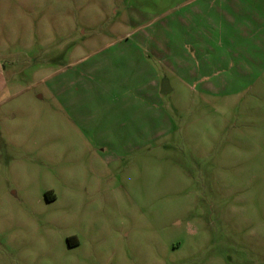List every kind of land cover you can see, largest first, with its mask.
<instances>
[{
    "label": "rangeland",
    "instance_id": "374dc122",
    "mask_svg": "<svg viewBox=\"0 0 264 264\" xmlns=\"http://www.w3.org/2000/svg\"><path fill=\"white\" fill-rule=\"evenodd\" d=\"M0 53L42 95L33 155L0 162V264H264V0H0ZM153 73L172 90L118 133L97 89Z\"/></svg>",
    "mask_w": 264,
    "mask_h": 264
},
{
    "label": "crops",
    "instance_id": "0c3cea01",
    "mask_svg": "<svg viewBox=\"0 0 264 264\" xmlns=\"http://www.w3.org/2000/svg\"><path fill=\"white\" fill-rule=\"evenodd\" d=\"M219 1H224V8H226L227 5H229V2L232 0ZM220 11L227 15V11L225 9H220ZM137 34H140V32H138ZM126 48L127 49L123 53L130 55V60L138 62L140 64L143 63L147 66V68H150V63H148V59L145 57L142 50L144 47L134 44L126 46ZM146 50L152 53L155 48H153L152 46H146ZM183 50L188 55L190 54L188 53V49L185 48ZM193 51L194 48H192V52ZM158 60L163 63L167 62L168 59L167 57H163ZM36 62L37 58H35L33 61L32 58L23 59V57H21L16 59L12 56L2 55L0 53V162H2V159H6L7 165H9L10 161L14 163L18 162L16 157H11V159H9L5 156L4 158V155L8 154L9 150L24 151L25 147H27V153L29 155H33L34 147L37 143V134L35 132L38 129L37 127L39 116L38 112H35L34 100H39L42 95H25L24 92L29 90L31 84H26L24 79L21 78V76H19L18 74V71H20L25 75L27 74L32 80L36 72L39 71L38 67L35 66L38 63ZM131 69L132 70L129 72L128 78L124 79V82H129L128 79L136 75V70H134L133 67H131ZM94 70V67L87 65L80 69L79 73H77V76L74 79H70L71 81H73L72 83L69 84L67 80L64 82V84H62V82H59V84H54L52 82L49 84L48 88L52 90L53 93H55L54 98L61 99L63 97L66 102L70 97L75 100L77 99V97H72L74 95H69V93L72 92V85L75 84V80H78V78L83 77L87 73L90 74ZM182 80L185 82L184 79ZM98 83L100 84L101 82ZM113 87L114 85H110L104 88L101 87V89H97V92L102 93V95L101 97H96H98L102 103L101 109L107 112L112 111L113 113L117 114L119 122L116 131L118 133L135 132V121L138 112L137 104L147 103L146 90L152 92H149L148 94H152L155 96H157L159 92L163 93L172 90L168 81H160L155 73H153L147 79V81L138 82L136 80L133 86L129 87L130 89L126 88L125 92L122 94H111V91H113ZM138 89H140L141 92H137ZM62 93L64 95H61ZM164 118H166L167 120V116H165ZM91 129H93V127ZM25 137L29 142L28 144H25ZM144 143H146V141H143V143L126 142L123 148H127L130 149L129 151H132L131 149L141 147ZM49 196L53 197L52 199L55 198V195L52 193L49 194Z\"/></svg>",
    "mask_w": 264,
    "mask_h": 264
},
{
    "label": "trees",
    "instance_id": "16d2710c",
    "mask_svg": "<svg viewBox=\"0 0 264 264\" xmlns=\"http://www.w3.org/2000/svg\"><path fill=\"white\" fill-rule=\"evenodd\" d=\"M48 200L52 199L53 197H50L49 195L46 196Z\"/></svg>",
    "mask_w": 264,
    "mask_h": 264
}]
</instances>
